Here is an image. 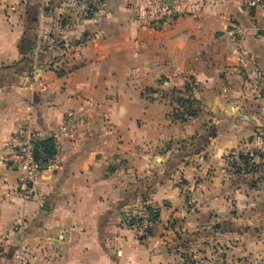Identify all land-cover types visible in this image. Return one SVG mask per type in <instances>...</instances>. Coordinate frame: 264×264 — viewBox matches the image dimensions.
I'll return each mask as SVG.
<instances>
[{"label": "crops", "instance_id": "1", "mask_svg": "<svg viewBox=\"0 0 264 264\" xmlns=\"http://www.w3.org/2000/svg\"><path fill=\"white\" fill-rule=\"evenodd\" d=\"M56 36L63 47L45 46ZM189 78L201 109L183 122L160 94ZM73 108L88 121L60 139L25 200L2 164L6 141L30 112L52 138ZM232 151L253 154L259 170L226 169ZM144 203L158 222L142 239L127 216ZM20 249L25 264H264V10L0 0V264Z\"/></svg>", "mask_w": 264, "mask_h": 264}, {"label": "built area", "instance_id": "2", "mask_svg": "<svg viewBox=\"0 0 264 264\" xmlns=\"http://www.w3.org/2000/svg\"><path fill=\"white\" fill-rule=\"evenodd\" d=\"M46 1L51 2V0ZM245 4L250 9L260 7L264 10V0H245ZM83 13L85 17H90L93 8H86ZM232 32L235 36H242L246 32V28L241 24H234ZM64 45V39L60 36L48 37L45 41V46L49 47L61 48ZM57 61L58 59L53 62L56 63V67L63 68ZM30 76L32 79H36L37 69L35 66L32 67ZM188 81H192V79L189 78ZM193 83L197 84L195 80ZM87 121L88 115L84 111L76 108L69 110L64 115L60 129L52 135L53 144L51 146L44 145L45 139L36 126L32 112L10 134L3 148L2 164L19 174L17 191L22 198L32 199L35 196L37 180L45 171L56 165L60 139L72 137ZM241 153L253 155L249 152H229L225 157V168L233 172L241 170L245 173L250 166L241 157ZM121 161L122 159L118 158V162ZM148 206L144 203L138 209L129 212L127 216V223L138 230L142 239L149 235L158 222L157 210L153 208L150 211ZM20 224L22 226L24 222ZM25 261V251L20 249L11 264H25ZM183 264H197V261L194 258H188L184 260Z\"/></svg>", "mask_w": 264, "mask_h": 264}, {"label": "trees", "instance_id": "3", "mask_svg": "<svg viewBox=\"0 0 264 264\" xmlns=\"http://www.w3.org/2000/svg\"><path fill=\"white\" fill-rule=\"evenodd\" d=\"M188 81L185 90H178L176 88L168 89L162 91L160 97L169 98L173 103H175L174 110L169 114L172 118H179L183 122H187L191 118L195 117L201 108L198 106V99L196 97V90L198 84H194V79ZM154 92H150L149 96H152ZM53 139H45L44 145L51 146L53 144ZM241 157L245 160L248 166L245 173L257 172L259 170V164L254 160V156L249 154L241 153ZM252 160V161H251ZM236 173H243L241 170L236 171ZM150 211L153 210V207L148 206Z\"/></svg>", "mask_w": 264, "mask_h": 264}]
</instances>
